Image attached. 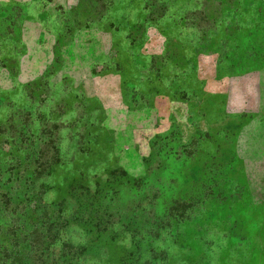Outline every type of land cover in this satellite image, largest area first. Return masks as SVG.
I'll use <instances>...</instances> for the list:
<instances>
[{"label": "rangeland", "instance_id": "obj_1", "mask_svg": "<svg viewBox=\"0 0 264 264\" xmlns=\"http://www.w3.org/2000/svg\"><path fill=\"white\" fill-rule=\"evenodd\" d=\"M52 257L264 264V0H0V264Z\"/></svg>", "mask_w": 264, "mask_h": 264}, {"label": "trees", "instance_id": "obj_2", "mask_svg": "<svg viewBox=\"0 0 264 264\" xmlns=\"http://www.w3.org/2000/svg\"><path fill=\"white\" fill-rule=\"evenodd\" d=\"M50 260L52 261L53 264H56L57 262H58V263L60 262V264H64V261H63V260L60 261L59 259H57V258H55V257H52Z\"/></svg>", "mask_w": 264, "mask_h": 264}]
</instances>
